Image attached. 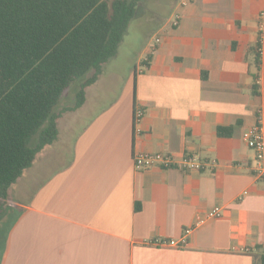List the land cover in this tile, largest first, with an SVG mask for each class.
Segmentation results:
<instances>
[{
	"label": "crops",
	"instance_id": "crops-1",
	"mask_svg": "<svg viewBox=\"0 0 264 264\" xmlns=\"http://www.w3.org/2000/svg\"><path fill=\"white\" fill-rule=\"evenodd\" d=\"M179 2L171 12L178 25L171 17L154 24L126 55L129 30L145 25L134 18L84 105L62 114L56 142L10 187L0 264H260L264 179L243 139L257 118L264 134V25L259 94H251L264 0ZM218 128L232 135L218 137ZM136 153L189 155L208 166L139 171ZM216 207L222 217L196 228L184 248L145 244L177 242Z\"/></svg>",
	"mask_w": 264,
	"mask_h": 264
},
{
	"label": "trees",
	"instance_id": "trees-1",
	"mask_svg": "<svg viewBox=\"0 0 264 264\" xmlns=\"http://www.w3.org/2000/svg\"><path fill=\"white\" fill-rule=\"evenodd\" d=\"M139 3L0 0V215L10 187L56 142L62 114L84 105L87 88L117 56ZM259 49L257 41L252 96L259 94L255 85ZM135 78L134 73V87ZM73 84L77 90L72 106L58 110ZM136 109L142 111L136 107L133 119ZM216 135L230 137L232 129L218 128ZM260 249V264H264V249Z\"/></svg>",
	"mask_w": 264,
	"mask_h": 264
},
{
	"label": "built area",
	"instance_id": "built-area-1",
	"mask_svg": "<svg viewBox=\"0 0 264 264\" xmlns=\"http://www.w3.org/2000/svg\"><path fill=\"white\" fill-rule=\"evenodd\" d=\"M190 0H180L179 6L181 8L188 5ZM171 25L176 27L178 25L179 16L172 14ZM264 25V10L259 13L258 16V33H259V45L262 40L261 33ZM156 44L160 43V39H155ZM143 117V111L136 109L134 114V125L137 126ZM244 142L249 150L254 154L255 161V177L258 179H264V134L261 124V119L257 118L255 124L252 126L249 134L244 137ZM133 166L136 170L145 171L152 168L171 169L178 168L184 173L200 172L208 166L206 163H202L197 159L185 155L180 160L162 155V154H150V153H136L132 157ZM213 166V165H211ZM241 199V197L239 198ZM222 216V208H213L203 215H199L195 219V223L192 227L184 229L181 238L177 242H169L159 238L146 241V245L158 248L175 247L182 249L187 245V239L191 233L198 227L205 225L206 223L217 220Z\"/></svg>",
	"mask_w": 264,
	"mask_h": 264
},
{
	"label": "rangeland",
	"instance_id": "rangeland-1",
	"mask_svg": "<svg viewBox=\"0 0 264 264\" xmlns=\"http://www.w3.org/2000/svg\"><path fill=\"white\" fill-rule=\"evenodd\" d=\"M178 1L180 0H140V3L136 8L135 17L138 19H142L145 22V25L141 28L142 30L137 29L136 32H134L133 30L131 31V29L129 30L130 35L127 38V44L122 48L123 54L131 55L134 52V44L136 39L148 35L154 24H162L163 22L168 20L171 17V12L174 6L178 3ZM152 35L153 32L149 34V38ZM106 84H109L112 90L114 89V92L117 91L116 81H112ZM76 90L77 85L73 84L66 93V95L61 99L58 110H60L61 108H67L72 106L74 102L73 96ZM4 224L5 221L2 225H0V228L4 227Z\"/></svg>",
	"mask_w": 264,
	"mask_h": 264
}]
</instances>
